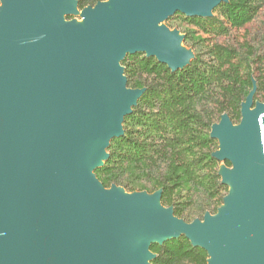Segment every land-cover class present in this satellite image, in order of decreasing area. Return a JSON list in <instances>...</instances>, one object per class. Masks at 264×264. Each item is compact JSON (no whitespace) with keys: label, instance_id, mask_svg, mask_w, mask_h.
Returning <instances> with one entry per match:
<instances>
[{"label":"water","instance_id":"1","mask_svg":"<svg viewBox=\"0 0 264 264\" xmlns=\"http://www.w3.org/2000/svg\"><path fill=\"white\" fill-rule=\"evenodd\" d=\"M227 0H1L0 264H150L151 245L184 236L207 264H264V102L252 91L233 125L211 127L212 157L228 188L213 216L190 224L161 191L104 189L94 172L144 90L126 87L121 62L144 54L171 72L193 53L164 23L210 18ZM83 26L65 18L79 15Z\"/></svg>","mask_w":264,"mask_h":264},{"label":"trees","instance_id":"2","mask_svg":"<svg viewBox=\"0 0 264 264\" xmlns=\"http://www.w3.org/2000/svg\"><path fill=\"white\" fill-rule=\"evenodd\" d=\"M79 11L107 0H75ZM264 4V0H227L221 3L210 18L180 16L189 24L209 33L225 35L228 29L239 30L250 24ZM218 12L224 22H218L213 13ZM226 24V27L224 25ZM186 42L183 38V44ZM212 53V52H211ZM194 57L181 70L171 72L153 57L144 54L128 55L121 62L126 87L144 90L131 113L122 123L123 135L110 142L108 159L96 169L94 175L104 189L111 186L122 188L126 193L149 195L161 191V205L171 208L174 217L190 224L211 216L222 206L228 188L221 184L217 173L203 174L222 162L209 151L216 140L207 131L209 117L196 110L197 103L214 83H219L222 102L219 111L229 117L233 125L240 122L241 104L252 91L264 92V80L258 82L250 72V61L255 54L238 59L234 50L217 47L214 53L217 65ZM262 63V57L257 58ZM247 69L248 80H243L241 70ZM261 69L260 65L256 68ZM261 71V70H260ZM264 79V76L262 77ZM229 165L228 162H224ZM226 191L221 195V191ZM188 195V201L177 202L175 195ZM198 195L197 200H193ZM187 206L196 213L192 219ZM154 256L150 264H207V253L181 236L162 245H151Z\"/></svg>","mask_w":264,"mask_h":264},{"label":"rangeland","instance_id":"3","mask_svg":"<svg viewBox=\"0 0 264 264\" xmlns=\"http://www.w3.org/2000/svg\"><path fill=\"white\" fill-rule=\"evenodd\" d=\"M213 17L216 18L218 22H224L218 12H214ZM65 21L72 22L76 26H83V20L80 14L69 16L65 18ZM169 25L171 26L169 29L171 32L175 31L179 34V36L185 37L186 42L184 44L181 43L179 47L187 53H193L194 51L201 61L217 65L218 61L215 60V57H213L217 47H225L227 49L234 50L238 59L244 58L246 54H255L250 61V72L247 69H243L240 74L243 80L245 79L246 81L248 80V72H252V77H254L255 80L259 76L257 80L258 82L264 80L262 79L264 76V4L250 24L239 30L228 29V32L225 35H218V33L213 30L206 33L202 31L201 28L189 24L180 16L174 17ZM224 27H226V24ZM258 56L262 57V63L256 62ZM259 65L261 67V71L256 69ZM219 85V83H214L213 86L209 88L206 95L196 105V110L198 112H202L209 117L211 127L219 124L223 115L219 111L218 107L223 100ZM254 98V101L256 100V102H253L252 109H254L256 103L264 102V92L257 91ZM207 132L210 135L211 128ZM209 151L212 153L219 151L217 140L215 143L211 144ZM223 168L231 170L232 166L230 164L226 165L225 163H220L216 167H208L204 169L203 174H218V172ZM220 194L225 195L226 191L222 190ZM198 197L199 196L196 195L193 200H197ZM174 200L177 202H186L188 201V195L185 192L181 195L177 194L174 196ZM187 207L188 211L186 214H192V219L197 218L198 215L192 212L189 206Z\"/></svg>","mask_w":264,"mask_h":264}]
</instances>
